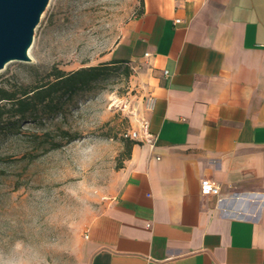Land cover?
Masks as SVG:
<instances>
[{"label":"crops","instance_id":"0c3cea01","mask_svg":"<svg viewBox=\"0 0 264 264\" xmlns=\"http://www.w3.org/2000/svg\"><path fill=\"white\" fill-rule=\"evenodd\" d=\"M106 59L145 67L156 138L131 148L78 264H264V0H140Z\"/></svg>","mask_w":264,"mask_h":264},{"label":"rangeland","instance_id":"374dc122","mask_svg":"<svg viewBox=\"0 0 264 264\" xmlns=\"http://www.w3.org/2000/svg\"><path fill=\"white\" fill-rule=\"evenodd\" d=\"M139 13L140 0H49L31 62L8 63L0 87L18 93L51 81L54 70L107 63ZM144 69L109 65L70 97L0 118V264H78V236L114 190L132 140L125 135L145 119Z\"/></svg>","mask_w":264,"mask_h":264},{"label":"trees","instance_id":"16d2710c","mask_svg":"<svg viewBox=\"0 0 264 264\" xmlns=\"http://www.w3.org/2000/svg\"><path fill=\"white\" fill-rule=\"evenodd\" d=\"M113 64H121V62L112 61L101 63L97 66L83 67L68 73L54 70L51 73L53 76L51 81L31 89H22L18 93L0 87V118L4 114H9L11 117H25L36 105L47 101L51 102L55 96L67 94L70 97L78 89L99 79L106 73L109 65ZM50 111L52 112L54 109ZM135 144H137L135 140L126 141L127 159L130 157L131 148Z\"/></svg>","mask_w":264,"mask_h":264},{"label":"water","instance_id":"95a60500","mask_svg":"<svg viewBox=\"0 0 264 264\" xmlns=\"http://www.w3.org/2000/svg\"><path fill=\"white\" fill-rule=\"evenodd\" d=\"M49 0H0V71L10 62H31L34 30Z\"/></svg>","mask_w":264,"mask_h":264},{"label":"built area","instance_id":"2783aa9c","mask_svg":"<svg viewBox=\"0 0 264 264\" xmlns=\"http://www.w3.org/2000/svg\"><path fill=\"white\" fill-rule=\"evenodd\" d=\"M180 21L177 19L175 20V23H179ZM155 105V98L151 95H149L145 102V110L146 112H150L153 110ZM125 137H128L132 140L138 141V142H144L148 144L150 147L154 146L155 142V136L149 131V124L146 119L142 120L140 123L139 128L136 130L129 132L125 135ZM219 192V187L214 185L208 180H204L200 183V193L202 195H216Z\"/></svg>","mask_w":264,"mask_h":264}]
</instances>
